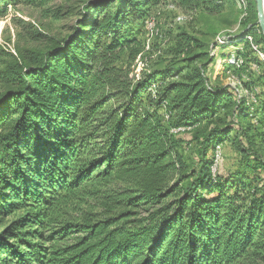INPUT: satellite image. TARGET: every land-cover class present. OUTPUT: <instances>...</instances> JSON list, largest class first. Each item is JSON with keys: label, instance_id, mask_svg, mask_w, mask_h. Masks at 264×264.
I'll return each mask as SVG.
<instances>
[{"label": "trees", "instance_id": "1", "mask_svg": "<svg viewBox=\"0 0 264 264\" xmlns=\"http://www.w3.org/2000/svg\"><path fill=\"white\" fill-rule=\"evenodd\" d=\"M47 1L0 0V18ZM230 1L85 3L70 38L4 64L0 264H264L255 1L236 35L222 32L228 44L215 43L242 58L223 65L241 88L212 79L218 56L182 27L158 30L167 48L155 60L145 46L161 11L223 15ZM225 144L235 162L213 173Z\"/></svg>", "mask_w": 264, "mask_h": 264}, {"label": "rangeland", "instance_id": "2", "mask_svg": "<svg viewBox=\"0 0 264 264\" xmlns=\"http://www.w3.org/2000/svg\"><path fill=\"white\" fill-rule=\"evenodd\" d=\"M98 1L101 0H49L41 8H27L24 6L10 8L6 16L0 18V71L4 64L11 62V56L17 57L19 51L42 52L51 45L50 40H55L56 44L68 39V37L70 38L74 33V28L85 15V3H97ZM238 1L232 0L228 2L226 4L228 6L227 10L223 15L204 16L193 14L192 17L188 16L187 20L180 15V11L165 9L160 12V15L156 16V19H153L156 24L155 28L161 31L163 35L166 33L168 35V31L171 28H174V33L177 32L178 27L185 29L192 36L202 41L211 55L218 56L210 73L212 79L217 77L219 83L224 86L241 88L240 82L230 71H227L226 74L223 73L224 63L230 66V60H238L237 57L232 55L235 47L231 46L229 49L223 50L220 46H215L216 42L219 45H223L219 43V39H222L221 35H225V30L231 35L237 34L239 25L236 24V19L240 13V20H244L247 17L248 1L246 0L243 4ZM178 15L181 18L180 20L176 18ZM34 34L40 35L37 38L38 40L31 39ZM148 35L150 38L145 46L147 49L153 48L152 54H154L153 59L155 60L156 55H159V52L162 53L161 51L167 47H165V40L161 34L149 32ZM225 41L228 44V40ZM224 54L226 58H223ZM239 60H242V58L240 57ZM142 66L139 62V67L141 68ZM5 88L6 83L0 80V94L7 90ZM185 138L187 139L188 137L185 136ZM214 162L216 166H213V169H218L221 174H225L227 167H230L235 162L233 149L227 144L221 147L218 146L215 150ZM16 216H18V213L13 217Z\"/></svg>", "mask_w": 264, "mask_h": 264}, {"label": "bare ground", "instance_id": "3", "mask_svg": "<svg viewBox=\"0 0 264 264\" xmlns=\"http://www.w3.org/2000/svg\"><path fill=\"white\" fill-rule=\"evenodd\" d=\"M244 2H246L245 0H239V3L240 4H243ZM181 18L179 17V20H180ZM156 24H155V22L154 21H151L150 23H149V31L151 32V33H153V34H157L158 33V29H156L155 26ZM225 41V39L224 40H222V39H219V43L220 44H224V43H226V41ZM254 49L255 50H257V46H254ZM259 57L264 61V54L263 53H261V52H259ZM242 65V60H237L236 61V63H235V66L236 67H240ZM254 68H256V66H254ZM218 154V153H217ZM214 166H216V165H214ZM216 169H213V171H215Z\"/></svg>", "mask_w": 264, "mask_h": 264}, {"label": "water", "instance_id": "4", "mask_svg": "<svg viewBox=\"0 0 264 264\" xmlns=\"http://www.w3.org/2000/svg\"><path fill=\"white\" fill-rule=\"evenodd\" d=\"M254 1L256 5L258 24L262 32V35L264 37V0H254Z\"/></svg>", "mask_w": 264, "mask_h": 264}, {"label": "built area", "instance_id": "5", "mask_svg": "<svg viewBox=\"0 0 264 264\" xmlns=\"http://www.w3.org/2000/svg\"><path fill=\"white\" fill-rule=\"evenodd\" d=\"M150 23V22H149ZM147 29H149V24H148V26H147Z\"/></svg>", "mask_w": 264, "mask_h": 264}]
</instances>
